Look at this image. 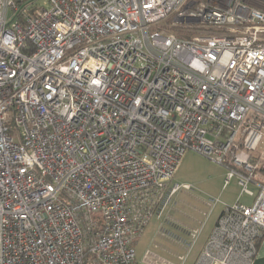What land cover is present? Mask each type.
Returning <instances> with one entry per match:
<instances>
[{"label":"built area","instance_id":"2783aa9c","mask_svg":"<svg viewBox=\"0 0 264 264\" xmlns=\"http://www.w3.org/2000/svg\"><path fill=\"white\" fill-rule=\"evenodd\" d=\"M187 151L240 188L231 204L210 198L196 228L164 215L191 191L171 184ZM153 218L183 253L142 264H251L264 238V0H0V264H138Z\"/></svg>","mask_w":264,"mask_h":264},{"label":"rangeland","instance_id":"374dc122","mask_svg":"<svg viewBox=\"0 0 264 264\" xmlns=\"http://www.w3.org/2000/svg\"><path fill=\"white\" fill-rule=\"evenodd\" d=\"M224 177V168L202 155L187 151L183 155L171 184H188L191 187V191L179 190L176 192L171 197L164 215L168 214L174 220L179 219L191 224L194 219L199 220V222L205 219L204 214L209 211L208 200L210 198H219L221 202L231 204L236 199L240 188L236 184L235 179H232L223 187ZM240 200L246 203L250 201L245 195H242ZM221 207L220 203L216 204L210 213L190 258L197 254V247L200 248L203 244L205 236L220 213ZM159 223L160 220L151 219L147 227L135 240L136 259H140L144 253L149 252L160 256L165 262H174L176 261L175 255L183 253L182 249L174 244L170 238L156 235ZM196 227H199V224ZM166 228L169 231L176 232L171 226H166ZM148 258L154 264L152 255L149 254ZM158 264H161V261Z\"/></svg>","mask_w":264,"mask_h":264},{"label":"crops","instance_id":"0c3cea01","mask_svg":"<svg viewBox=\"0 0 264 264\" xmlns=\"http://www.w3.org/2000/svg\"><path fill=\"white\" fill-rule=\"evenodd\" d=\"M224 179H225V177H224ZM224 181V180H223ZM237 184V183H236ZM223 187H224V182H223ZM238 196V195H237ZM247 197V196H246ZM237 198V197H236ZM249 200H250V198L249 197H247ZM222 208V207H221ZM221 211V210H220ZM217 218V217H216ZM174 219V218H173ZM177 222H179V223H181V224H184V225H186V226H189V227H192V228H196V225L197 224H199L200 222H199V220H196V219H194V221H192V223L191 224H188L187 222H184V221H180L179 219H175ZM216 220V219H215ZM215 220H214V222H213V224H212V226L210 227V229H209V231H208V233H207V235L205 236V239H206V237L208 236V234L210 233V231H211V229H212V227H213V225H214V223H215ZM207 221V220H206ZM206 223V222H205ZM204 226H205V224H204ZM204 228V227H203ZM203 230V229H202ZM202 233V232H201ZM201 235V234H200ZM199 238H200V236H199ZM205 239H204V241H205ZM199 240V239H198ZM198 240H197V243H198ZM204 241H203V244H204ZM197 243H196V245H197ZM202 244V245H203ZM196 245H195V247H196ZM202 245L200 246V248H198L197 247V252L196 253H198L199 252V250L201 249V247H202ZM194 247V248H195ZM194 248H193V250H194ZM164 250V249H163ZM193 252V251H192ZM192 254V253H191ZM145 255V253L143 254V256ZM143 256L140 258V259H136V254H135V260H136V262L138 263V264H142V259H143ZM191 256V255H190ZM196 256V255H195ZM194 256V257H195ZM193 257V258H194ZM192 257L190 258V260H189V263L191 262V260L193 259ZM251 264H264V238H262L261 240H260V242H259V245H258V249H257V252H256V254H255V256H254V258H253V260H252V262H251Z\"/></svg>","mask_w":264,"mask_h":264},{"label":"trees","instance_id":"16d2710c","mask_svg":"<svg viewBox=\"0 0 264 264\" xmlns=\"http://www.w3.org/2000/svg\"><path fill=\"white\" fill-rule=\"evenodd\" d=\"M27 1H29V0H18L19 4L25 3Z\"/></svg>","mask_w":264,"mask_h":264}]
</instances>
